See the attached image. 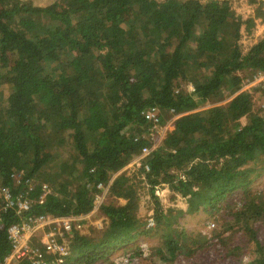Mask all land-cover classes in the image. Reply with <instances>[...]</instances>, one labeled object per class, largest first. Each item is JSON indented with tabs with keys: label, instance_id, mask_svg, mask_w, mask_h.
Listing matches in <instances>:
<instances>
[{
	"label": "trees",
	"instance_id": "obj_1",
	"mask_svg": "<svg viewBox=\"0 0 264 264\" xmlns=\"http://www.w3.org/2000/svg\"><path fill=\"white\" fill-rule=\"evenodd\" d=\"M248 2L256 5L254 19L263 18L264 0ZM243 23L252 26L253 18L230 17L229 0H57L44 7L0 0V192L31 202L19 215L0 209V262L10 251L12 224L94 208L105 226L93 235L65 232L63 264H95L150 230L158 235L153 255L161 263L189 259L202 243L178 219L215 210L240 190L245 201L230 220L251 254L235 264H264L255 227L264 222V199L248 192L264 175V114L252 111L238 75L264 74V36L243 50ZM223 91L231 96L224 106L197 111ZM150 108L159 123L163 114L175 116L172 129L125 176L120 171L150 145L151 125L141 116ZM64 144L72 165L37 182ZM142 184L153 201L164 187L185 209L157 205L145 229ZM104 191L124 203H97Z\"/></svg>",
	"mask_w": 264,
	"mask_h": 264
},
{
	"label": "rangeland",
	"instance_id": "obj_2",
	"mask_svg": "<svg viewBox=\"0 0 264 264\" xmlns=\"http://www.w3.org/2000/svg\"><path fill=\"white\" fill-rule=\"evenodd\" d=\"M30 1L34 6L44 7L57 0H26ZM206 2L207 0H200ZM256 5H252L248 0H229V15L230 17H240L242 21L248 18H253V25L247 26L245 23L241 26V37L239 44L243 50L254 44L256 41L264 36V17L254 19ZM264 11V8H262ZM172 37L180 39L179 34L174 33ZM54 69V68H53ZM238 75L242 79L240 91L247 92L251 96L252 111L254 113L264 114V74H250L248 72H239ZM180 88L187 92L192 91L190 85L180 84ZM231 96H228L227 91H223L221 99L217 102H208L201 106L197 111H205L211 106H224ZM162 120L156 131L152 133L151 141L160 144L167 132L172 129L174 117L170 114H163ZM148 138H150L148 132ZM70 149L68 144H64L57 150V156L46 165L37 175L36 181L43 182V179L52 174L61 172L62 166L70 167L72 160L67 150ZM55 153V152H54ZM134 159V158H133ZM133 159L120 171L125 176H131L136 168L133 164ZM15 182L18 176L15 175ZM248 192L264 199V175L254 179L251 182ZM244 193L240 190L233 191L227 194V198L221 200L215 210H200L193 215H184L178 219V227L188 234H196L200 236L202 247L200 251L192 254L193 257L189 259L179 258L171 264H235L238 259L247 260L251 254V244L247 243L245 235L234 225L230 220L233 212L238 210L244 203ZM156 202L151 198L148 187L144 184L137 189L139 214L143 217L145 229L148 226L149 220L152 217L155 206L166 212L171 208L185 209V202L179 197L170 194L164 187H158L154 193ZM99 200L107 202H116L122 205L123 200L114 198L104 191L99 195ZM99 203V202H97ZM96 211V210H94ZM93 213V212H92ZM89 213L86 219L73 223L81 235H93L101 227L105 226V219L99 215ZM146 221V222H145ZM229 222H231L229 224ZM258 238L264 241V222L256 223ZM239 230V231H237ZM199 239V237H197ZM221 240V243L218 242ZM158 235L155 230H150L147 236H138L130 243H127L118 249L108 252L101 260L95 264H165L161 263L153 255V250L158 245ZM191 248H194L190 246ZM139 251V256L135 253Z\"/></svg>",
	"mask_w": 264,
	"mask_h": 264
},
{
	"label": "built area",
	"instance_id": "obj_3",
	"mask_svg": "<svg viewBox=\"0 0 264 264\" xmlns=\"http://www.w3.org/2000/svg\"><path fill=\"white\" fill-rule=\"evenodd\" d=\"M143 120L151 125L149 128L150 145L144 146L133 164L140 167L142 160L156 147L151 141L152 133L159 126V114L155 108L141 113ZM175 119V116H174ZM147 169L146 166H144ZM43 188L46 190L45 186ZM3 205L0 209L13 208L17 215L29 209L30 201L21 195L12 199L6 189L0 192ZM97 197V202H99ZM95 208L90 213L94 212ZM88 215H72L67 217L37 216L29 217L24 221L12 224L7 228V238L10 242V251L0 264H63L69 255V250L63 240L64 233L69 231L73 223L86 219ZM152 226L151 220L147 223Z\"/></svg>",
	"mask_w": 264,
	"mask_h": 264
}]
</instances>
